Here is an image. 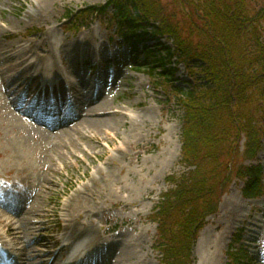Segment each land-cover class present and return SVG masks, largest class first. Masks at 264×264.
I'll return each instance as SVG.
<instances>
[{"label": "rangeland", "instance_id": "1", "mask_svg": "<svg viewBox=\"0 0 264 264\" xmlns=\"http://www.w3.org/2000/svg\"><path fill=\"white\" fill-rule=\"evenodd\" d=\"M107 2L54 0L51 6L45 7L39 0H0V48H9L14 43L19 44L12 46L13 49L20 44L26 51L33 47L35 53L51 59L55 71L68 76L71 63L77 61L79 54L85 56L87 50H91L88 45L106 50L108 58L126 53L123 59L129 61L132 48L122 42V37L116 34V27L109 22L111 8L107 12H111L110 16L98 17L79 34L68 31L70 25L63 23V17L70 12L81 13L91 7L105 6ZM55 43L63 52L52 50ZM150 43L153 44L149 42L148 45ZM162 44L172 46L168 41H162ZM159 51L162 56L166 53L164 47H160ZM21 54L22 51L16 53V57ZM67 55L70 57L65 62ZM34 60L38 61L33 57L30 63ZM47 61L43 59L39 63L46 64ZM171 66L174 64L168 65V68ZM124 67L121 68L122 79L113 90L109 89L107 95L108 101H112L108 108L119 113L114 117L119 119L121 125L118 130L120 137H116L114 130L107 131L109 135L103 131L87 136L85 132L76 135L81 149L75 145V156L68 152L67 165L59 163L58 170L51 174L52 183H45L49 189L43 188L41 194L45 196L43 209L32 217L34 226L29 228H33L34 234L37 230V237L39 232L45 233V244L50 246L51 242H55V249H60L65 246L61 239L67 232V225H72L68 233L70 241L78 236L76 232L83 226L91 227L92 232L80 238L83 239L80 243L85 241L81 249L94 253L93 249H98V244L105 238H111L113 233L120 236L117 240L120 245L113 250L111 264H116L122 253L119 264H163L162 256L156 251L159 240L158 225L154 221L156 209L163 196L174 187L170 178L180 180L191 171L182 162L183 110L171 94L172 88L159 85L157 77L149 74L151 70L155 74L161 71L159 63L142 58L138 64L130 61ZM11 76L13 74L6 73L3 82L0 80V110L9 115L15 112L6 96L17 101L21 99L19 91L13 94L14 89L6 85ZM174 79H180V85L187 87L191 80L189 70L179 65ZM38 103L39 100L30 105L27 102L21 104L30 108ZM3 119L0 123L2 200L5 199L4 190L7 187H29L41 169L46 171L49 166L48 155L51 153L46 138L41 139L29 132L42 129L48 133L47 127L39 126L31 119L14 120L12 125ZM110 136L115 140H110ZM44 161H47V167L43 166ZM257 163L262 165L260 182L263 185L264 156L259 157ZM85 186L92 193L78 194L77 191ZM244 187L245 183L234 181L222 198L218 214L207 220L194 247V264H231L232 250L242 247L245 250L247 247L243 241L251 243L248 237L254 239L255 248L248 250L251 253L250 260L245 263L264 264V193L257 200H248L243 197ZM25 194L32 203L34 192ZM75 198L78 201H73ZM126 201L134 203L126 204ZM68 206L70 212H65ZM21 210L14 211L19 213ZM2 211L0 207V220L4 215ZM8 216L16 217L15 214ZM67 219L73 224H68ZM112 228L114 231L109 234L107 230ZM248 229L253 232L249 234ZM6 230L0 223L1 236L5 237ZM29 237L35 238L33 235ZM237 237H241L238 242ZM41 245L30 246L37 258L43 255L40 252L43 249ZM63 260L66 261L67 257Z\"/></svg>", "mask_w": 264, "mask_h": 264}, {"label": "trees", "instance_id": "2", "mask_svg": "<svg viewBox=\"0 0 264 264\" xmlns=\"http://www.w3.org/2000/svg\"><path fill=\"white\" fill-rule=\"evenodd\" d=\"M110 5L117 29L135 48L149 34L174 43L165 56L149 48L144 54L160 63L161 71L149 74L173 89L183 110L182 162L192 170L170 178L174 188L155 221L164 262L193 264L197 235L230 185L245 181L247 197L262 192L261 168L246 163L264 140V0H109L65 19L78 30ZM179 65L193 79L187 89L174 85Z\"/></svg>", "mask_w": 264, "mask_h": 264}, {"label": "bare ground", "instance_id": "3", "mask_svg": "<svg viewBox=\"0 0 264 264\" xmlns=\"http://www.w3.org/2000/svg\"><path fill=\"white\" fill-rule=\"evenodd\" d=\"M53 1L54 0H39V3L41 5H44L45 7H49L52 5ZM1 12L2 6L0 4V13ZM18 44L19 43H14L12 46ZM10 47L0 48V56L2 60V63L0 62V80H2L3 82L6 73L13 74V76L9 77V79L7 80L6 85L14 89L13 94L18 91L20 92L25 87L29 90H35V94H28L25 97V99H28V101H33L37 96L41 95L45 91L44 89L37 88V83L40 79L43 78V74L40 73L37 76H34L33 71L39 69V61L41 62L44 59L48 60V63H51V59H46V57H42L35 53V51H33V47H31L32 49L29 51L24 50L25 48L21 44L18 47H15L14 49L12 47L13 50L10 49ZM53 49L54 47L52 46V50ZM21 51L23 54L16 57V53ZM33 57L38 59V61L36 62V60H34V62L31 64L30 62L31 60H33ZM11 61L13 62V64ZM44 69L49 71L51 69V65L45 64L42 70ZM55 80H57V78ZM108 94L109 93L104 92L97 99H89L87 106L82 107L71 122H66L65 119H60V124L54 128H49L48 133L41 131L42 129L29 130V132L32 133L34 136L38 135L41 137V139L46 138V140L50 143L51 153L48 155L49 166L47 167V161L42 162L43 166L47 167L46 171L44 169H41L39 176H36L34 182H30L31 184L29 185L31 191L35 194V196H33L34 200L32 201V203L30 201L28 205H25L21 212L15 213L16 217L10 218L8 214H12L10 207H13L14 202L18 201L24 194L22 190L18 189L16 192V194L18 193V195L15 196L13 199H0V207L3 209L2 212L6 216H2L0 223L3 224L7 229L5 237H8L11 240L12 245L17 248L15 250L18 251L19 255L14 254V256L21 262V264H62V259L69 254V250L72 251L73 249L72 253H75L80 249L81 245L77 244V242L81 240L80 238L84 237L86 233L92 232V230L90 229L91 227L88 228L87 226H83L81 230L76 232L78 236L75 237V239H73L72 241H70V245L67 244L65 247L56 250L55 242H51L50 246L49 244H45L47 242V238L46 241L43 240V236L46 235L45 233L39 232V237H37V230L34 234V230H32L33 228L29 227L32 225L34 226V220L32 217L37 215L43 209L42 202L45 196L41 194L43 192V188L49 189V187L47 188L45 183H52L51 174L54 171L58 170L57 166L59 163H62L66 166V160L68 159V156L70 154L75 156L74 148L78 146L76 135L84 134L85 132V135L87 136L88 134L91 135L92 133H100L102 131L104 132V134L109 135L107 134V131L114 130L116 132V137H120L118 134V130H120L121 125L118 123L119 119H117V117H114L119 115V113L115 111H110L112 108H108L109 103L112 102L108 101ZM7 99L15 113H10L11 115L3 114L0 110V123L3 118V120L7 119V121H9L11 125L12 121L14 122V120L20 121L25 119L26 121H28L31 119L28 109L19 106L18 103L11 100L9 95L6 97V100ZM110 140L115 139L110 136ZM123 144H125V142ZM78 147H80V144ZM79 149H81V147ZM261 156H264V153H262ZM62 164H60V166ZM87 186H85L84 189L78 190L77 193H82L83 195L86 192H91L88 191L89 188H87ZM8 189L4 190V193H8L11 191ZM73 201L78 200L75 198L73 199ZM132 203L134 202L126 201V204ZM69 210L70 207L68 206V209L64 211L70 212ZM65 216L68 217L67 214H65ZM66 222L68 224L72 223L68 219L66 220ZM71 229L72 225L66 226L67 232L63 235L64 241L65 239L67 241L68 233L71 231ZM112 230L113 228L109 229L108 232H111ZM29 235H33L35 238L33 239L32 237H29ZM1 240H3V238ZM51 240L53 241V239ZM114 240H118V237L115 236L111 239L106 238L98 244V248H100L101 250H109L111 247L116 246ZM5 243L7 242L3 241L2 244L5 246ZM41 243L43 249L40 252H42L43 255L37 258L36 253H33V250L30 246L34 244L40 245ZM122 254L120 258L117 259L116 264H119V262H121V259L123 258Z\"/></svg>", "mask_w": 264, "mask_h": 264}]
</instances>
